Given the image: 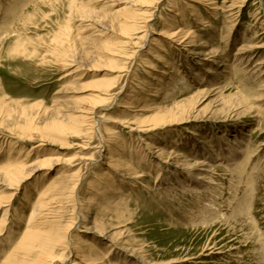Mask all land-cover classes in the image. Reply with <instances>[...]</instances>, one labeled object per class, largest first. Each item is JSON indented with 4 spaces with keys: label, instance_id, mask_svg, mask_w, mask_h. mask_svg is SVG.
Masks as SVG:
<instances>
[{
    "label": "rangeland",
    "instance_id": "rangeland-1",
    "mask_svg": "<svg viewBox=\"0 0 264 264\" xmlns=\"http://www.w3.org/2000/svg\"><path fill=\"white\" fill-rule=\"evenodd\" d=\"M177 1L2 0L0 221L6 210L9 219L0 222V264L18 254L47 187L60 181L70 186L79 175L84 224L106 226L104 235L82 228L74 237L92 240L99 255L111 252L98 264H264V0ZM176 13L178 21L172 20ZM140 20L150 25L145 43ZM186 28L193 33L186 40L165 33ZM65 31L69 37L58 43ZM142 44V59L132 63L129 54ZM130 66L136 75L126 77ZM118 100L135 104L123 110ZM98 101L111 106L97 110L98 117L107 113L108 121H100L104 141L90 125L79 132L76 121ZM235 144L245 153L233 165ZM106 145L124 155L114 166L131 165L132 172L109 169ZM47 158L54 165H45ZM17 162L28 176L18 186L4 173ZM182 162L189 170L175 168ZM201 173L209 180L204 187L191 182ZM66 192L59 204L51 201L42 220L63 227L75 218ZM104 193L113 204L123 198L121 219H109L117 210L104 214L106 223L99 220ZM71 254L67 264L76 258Z\"/></svg>",
    "mask_w": 264,
    "mask_h": 264
},
{
    "label": "bare ground",
    "instance_id": "bare-ground-1",
    "mask_svg": "<svg viewBox=\"0 0 264 264\" xmlns=\"http://www.w3.org/2000/svg\"><path fill=\"white\" fill-rule=\"evenodd\" d=\"M15 1V0H14ZM157 1V0H156ZM174 1V0H173ZM179 1V0H178ZM178 1L176 2L177 4L176 5H178ZM197 2L196 3H202L200 0H196ZM13 2V1H12ZM182 2H184V3H186L187 4V2H186V0H182ZM209 2V1H208ZM216 2V1H215ZM158 3V2H157ZM181 3V2H180ZM170 4V3H169ZM2 5V0H0V7H2L1 6ZM159 5V4H158ZM188 5V4H187ZM193 5V4H192ZM192 5H190V6H192ZM196 5V4H195ZM185 6V5H184ZM194 6V5H193ZM207 6V5H206ZM213 6V5H212ZM215 6V5H214ZM217 6V5H216ZM188 7V6H187ZM190 8V7H189ZM213 9V8H212ZM3 10V9H2ZM180 10V9H179ZM178 10V11H179ZM1 11V10H0ZM184 11V10H183ZM182 11V12H183ZM200 11H201V9H200ZM138 12V11H137ZM137 12H136V14H137ZM145 12V11H144ZM152 12V11H151ZM9 13V12H8ZM145 13H148L147 12V10H146V12ZM181 13V12H180ZM192 13V12H191ZM197 13H199V12H197ZM213 13V12H212ZM135 14V13H134ZM133 15V14H132ZM141 15H143V14H141ZM152 15H155V12L153 11L152 12ZM179 13H176L175 14V16H173V19L172 20H177V17H179ZM190 15V14H189ZM194 15V14H193ZM128 16V15H127ZM139 16V15H138ZM138 16H137V19H138ZM185 16H186V14H185ZM198 16V15H197ZM125 17V16H124ZM142 17V16H141ZM145 17V16H144ZM182 17H184V15L182 16ZM181 17V18H182ZM187 17V16H186ZM194 17V16H193ZM195 17H196V14H195ZM202 17V16H201ZM127 18V17H126ZM125 18V19H126ZM136 18V17H135ZM140 18V17H139ZM199 18H200V16H199ZM143 19H145V18H143ZM184 19V18H183ZM186 19H189V18H186ZM185 19V20H186ZM196 19H197V17H196ZM195 19V20H196ZM128 20H130V18H128ZM181 20V19H180ZM204 20H206L205 18H204ZM203 19H202V21H204ZM122 21V20H121ZM141 21V22H140ZM137 24H139L138 26H137V29H145V32H143V36H142V38H143V40H144V42L143 43H145V41H146V39H148L149 37H148V32L150 31H148L146 28H149L150 27V25L148 24L149 22H148V20H144V21H142V20H140ZM178 21V20H177ZM176 21V22H177ZM4 22V21H3ZM128 22V21H127ZM131 22V21H130ZM132 22H133V20H132ZM135 22H136V20H135ZM172 22V21H171ZM191 22V21H190ZM173 23V22H172ZM175 23V22H174ZM181 23V22H180ZM184 23H186V21L184 22ZM189 23V22H188ZM188 23H186V24H188ZM205 23V22H204ZM208 23V22H207ZM122 24V23H121ZM129 24V23H128ZM133 24H134V22H133ZM137 24H135V26L137 25ZM182 24V23H181ZM210 24V23H209ZM124 25H125V23H124ZM131 25V24H130ZM123 26V25H122ZM126 26V25H125ZM125 26H123V27H125ZM129 26V25H128ZM134 26V25H133ZM189 26V25H188ZM131 27H132V25H131ZM179 27V26H178ZM190 27V26H189ZM208 27V26H207ZM206 27V28H207ZM173 28V27H172ZM187 29V28H186ZM123 30H124V28H123ZM126 30V29H125ZM136 30V29H135ZM174 30V29H173ZM183 32V31H182ZM180 32V31H173V32H165V33H169V35L170 36H173V37H178V36H182L181 38H185V37H190V36H193V33L191 32V29L190 28H188L187 29V31L185 30V32ZM194 32V31H193ZM135 33V32H134ZM130 34V33H129ZM131 34H133V33H131ZM130 34V35H131ZM163 34V33H162ZM166 34V35H167ZM69 32H67V31H65L64 33H62L61 34V37H59V39H58V43H62L63 41H61L62 39H65V37L66 38H68L69 37ZM127 35H128V33H127ZM129 35V36H130ZM63 36V37H62ZM4 37V36H3ZM2 37V38H3ZM257 37V36H256ZM1 38V37H0ZM141 38V37H140ZM196 38V37H195ZM127 40V39H126ZM133 40V39H132ZM185 40H186V38H185ZM190 40V39H189ZM193 40V39H192ZM131 43V42H130ZM191 43V42H190ZM194 43V42H193ZM128 44V43H127ZM204 44V43H203ZM208 45V44H207ZM145 45L144 44H142L140 47H138L137 49H135V50H133L130 54H129V57H131L132 59V63L134 62V60H135V58H137V60L139 59V58H141L142 59V57H140L141 55H139V50L140 49H142V47H144ZM213 48V47H212ZM111 50V49H110ZM214 50V49H213ZM112 51V50H111ZM125 51V50H124ZM208 51V50H207ZM118 52V51H117ZM139 52V53H138ZM213 52V51H212ZM214 52H215V50H214ZM127 53V52H126ZM213 53H211V55H212ZM112 55H113V53H112ZM114 56V55H113ZM117 56V55H116ZM122 56V55H121ZM207 56V55H206ZM127 56H125V58H126ZM124 58V57H123ZM125 58H124V61H125ZM129 59V58H128ZM127 60V59H126ZM174 60V59H173ZM65 61V60H64ZM123 61V62H124ZM65 63V62H64ZM142 63H143V66H145V67H149V68H151L152 69V67H150L149 66V64H146L147 62H145V61H142ZM175 65V64H174ZM228 67H230V66H228ZM65 68H67V67H65ZM69 68V67H68ZM209 68H210V66H209ZM178 69V68H177ZM211 69V68H210ZM125 72H126V77L127 76H130V75H136L135 74V68H133L132 70H131V66L130 67H128L126 70H124ZM209 71V70H208ZM230 71V70H229ZM233 71V70H232ZM179 72V71H178ZM225 72H227V71H225ZM176 73H177V71H176ZM175 75H177V74H175ZM180 74H178V76H179ZM168 78V77H167ZM139 79V78H138ZM159 80H160V78H158ZM134 80L136 81L137 79H135L134 78ZM179 80H180V78H179ZM139 81V83L140 84H144L142 81L143 80H138ZM178 81V80H177ZM139 84V85H140ZM147 84V83H146ZM142 86V85H141ZM160 87H161V85H160V82H159V84H157V86L156 87H154V89H155V93L153 94V98L154 97H156V95H158L157 93L161 90L160 89ZM217 87H215V89H216ZM219 88H221V85H220V87L218 86V88L217 89H219ZM123 89H124V87H122L121 88V90L120 91H118V93L117 94H114V96H113V101H115V100H117V96L120 94V92L122 93V91H123ZM225 89V87H223V90ZM222 91V90H221ZM107 92V91H106ZM216 93H217V91H216ZM222 93V92H221ZM220 93V94H221ZM108 94V93H107ZM131 97H132V95H131ZM135 97V96H134ZM1 99V98H0ZM134 99V98H133ZM223 100V99H222ZM119 101V100H118ZM136 101H137V99H136ZM221 101V100H220ZM225 102H226V100H225ZM94 103V102H93ZM118 104L119 103H121V104H119L120 105V107H121V109H123V110H131V108H133L134 107V102L133 101H127V102H117ZM95 105H93L92 107H91V105H90V109H87L86 111H83V112H81L80 113V116L79 117H77L76 118V121L78 122V123H80L81 124V126H80V128H79V132H81L82 130H84V128H85V124H87V125H90V129L91 130H94L95 131V133H97L98 134V136L101 138V140L102 141H104V138H103V136H102V133H101V130H100V121L102 120V121H108V119H106V115H107V113L106 112H99L100 113V115H99V117H98V115H97V110L100 108H102V109H104V110H106V109H109L110 110V108H109V106H107V104H105V103H103V102H99L98 101V103H94ZM177 106H178V104H177ZM176 106V107H177ZM111 107V106H110ZM156 107V106H155ZM177 110V109H176ZM140 111V110H139ZM161 111V110H160ZM167 111V110H166ZM185 111V110H184ZM131 112H135L134 110L133 111H131ZM169 112V111H168ZM157 113V112H156ZM177 113V112H176ZM178 113H180V112H178ZM177 113V114H178ZM97 115V116H96ZM157 115V114H156ZM160 115H162L161 113H160ZM180 115V114H179ZM182 115V114H181ZM155 116V115H154ZM153 116V117H154ZM142 118V117H141ZM140 118V119H141ZM151 118H152V116H151ZM142 121V120H141ZM140 121V122H141ZM139 122V123H140ZM149 123V125H151L150 123V121L148 122ZM153 123V122H152ZM157 124V123H156ZM169 124V123H168ZM162 126V125H161ZM135 128V127H134ZM92 132V131H91ZM16 135V134H15ZM21 135V134H20ZM94 135V134H93ZM93 135H92V137H93ZM10 136V135H9ZM18 136V135H17ZM26 136H27V134H26ZM28 136H31V137H29V138H32V135H28ZM22 137V136H21ZM20 137V138H21ZM95 137V136H94ZM14 138V137H13ZM25 138H27V137H25ZM24 138V139H25ZM44 138H46V137H44ZM16 139V138H15ZM19 139V138H18ZM24 139H22L23 141H24ZM27 140V139H26ZM228 140V139H227ZM17 141V140H16ZM19 141V140H18ZM28 141V140H27ZM43 141V140H42ZM100 141V140H99ZM13 142V141H12ZM107 142V141H106ZM221 142V141H220ZM18 143V142H17ZM238 143H241V141H239ZM15 143H13V145H14ZM111 144V143H110ZM103 145V144H102ZM241 145L242 144H235V146H237L236 148H235V146L233 145V152H234V156L236 157V161H234V163L233 162H231L233 165L236 163V164H239V163H237L238 161V158L240 157L239 155H242L243 153H245V151H240L239 149H241L242 147H241ZM106 147L109 149H107V151H109L108 153H107V155L105 154V159H107L109 162H108V165H109V169H114L115 171H119L120 169H124V168H126L127 169V171H131V170H133V169H131L132 167H131V165L128 167V165L127 164H119L120 166H118V165H116V166H114V164L115 163H117L118 161H120V158L121 157H123L124 155L122 154V152H120V150H112V149H114V148H111V146H109V145H106ZM85 149V148H84ZM98 149V148H97ZM245 149V148H244ZM101 151H102V149H101ZM166 151V150H165ZM160 153V152H159ZM163 153H165V152H163ZM162 153V154H163ZM104 155V154H103ZM127 155V154H126ZM171 155V154H170ZM19 156V155H18ZM28 156V155H27ZM55 156V155H54ZM158 156V155H157ZM178 156H181V155H177V157ZM29 157V156H28ZM50 157V156H49ZM12 158V157H11ZM18 158V157H17ZM132 158V157H131ZM10 159V158H9ZM22 159V158H21ZM86 159H89V158H86ZM85 159V160H86ZM123 159V158H122ZM54 159H50V158H47V160L46 161H43V163L45 164V165H54L53 164V161ZM57 160V159H56ZM194 160V159H193ZM11 161V160H10ZM40 161V160H39ZM58 161H59V159H58ZM124 161V160H123ZM188 161H190V160H188ZM27 162V161H26ZM126 162H128V161H126ZM15 163V162H14ZM120 163H122V162H120ZM175 163V162H174ZM194 163V162H193ZM198 163H200V164H203L204 165V163H205V160L204 161H202V162H195L194 164H198ZM235 164V165H236ZM21 165V167H19ZM29 165V164H28ZM141 165V164H140ZM208 165V164H207ZM210 165V164H209ZM24 166V165H23ZM26 166V165H25ZM175 166V168H177L179 171H186V170H189V166H190V164H189V162H182V163H177L176 165H174ZM8 167H10L9 169L10 170H6L4 173H6V175H7V180H9V181H11V184H13L14 182H15V184H17V186L20 184V183H22L25 179H27V174H26V176H25V174L23 173V169H22V164H20V163H16V164H9L8 165ZM110 167H112V168H110ZM195 167V166H194ZM193 167V168H194ZM237 167V166H236ZM51 168V167H50ZM191 168H192V166H191ZM199 168V167H198ZM205 168V167H204ZM203 168V169H204ZM36 169V168H35ZM200 169V168H199ZM209 169V168H208ZM208 169H205V170H208ZM37 171V170H36ZM35 172V171H34ZM120 172H121V170H120ZM132 172V171H131ZM122 173H127V174H129V172H122ZM140 173V172H139ZM173 174V173H172ZM106 175H107V173H106ZM174 175V174H173ZM76 176V175H75ZM78 176V175H77ZM111 176V175H110ZM124 176V175H123ZM128 176H130V175H128ZM69 177H71V176H69ZM73 177V176H72ZM131 177H133V179H135V178H138L139 179V177L137 176V173H132L131 174ZM207 176L206 175H204V174H198L197 176H196V178H195V180H192L191 182H193V184L195 185V186H201V187H204V181L205 180H208L207 178H206ZM61 178H63V177H61ZM64 178H66V177H64ZM77 178V177H76ZM67 179V178H66ZM69 179V178H68ZM75 179V178H74ZM100 179H102V178H100ZM6 180V181H7ZM61 180V179H60ZM70 180H71V178H70ZM121 180V179H120ZM178 180L179 179H177V182H178ZM8 181V182H9ZM65 181H67V180H65ZM83 181L84 180H82L81 179V176L79 175V177L77 178V180H75L73 183H72V185H70L69 186V184H70V182L68 183V184H66V183H64V181H60V182H53L51 185H49V187H47V189L45 190V192H43L41 195H40V198H39V201L37 202V205L35 206V209H34V212L32 213V214H30L31 216H30V219H29V222H28V224H27V229H26V231H25V234L23 235V237H22V239L20 240V242H19V245H17V248L16 249H19V252H18V254H13L12 256H10L9 257V259H10V264H67L68 263V259L70 258V256L72 255L71 254V252L73 253V254H75L76 255V258L74 259H71V260H73V262L71 263V264H81V263H87V264H98V262H100V260L101 259H103V258H107V257H109L110 255H111V252L109 253V254H101V255H99V254H97V247H96V245L95 244H93L92 242H90L89 243V241H92V240H88V239H84L83 238V236L81 237L80 235H77V238H75L74 237V234L76 233V232H82V233H88V232H91L93 235H95V237H96V235H104V226H106L105 224H103V223H100L99 225H101L100 226V228L98 229L97 228V230H96V228H92L91 226H87V225H85L84 223H86L87 221H86V216H85V213H84V211H83V209H82V205H81V202H80V200H79V196L77 197L76 195H79L78 194V191L80 190V185L81 184H83ZM100 181V180H99ZM209 181V180H208ZM122 182V181H121ZM125 183V182H124ZM127 183V182H126ZM170 183H172V182H170ZM208 183V182H207ZM99 184V183H98ZM107 184V183H106ZM105 184V185H106ZM96 185H97V183H96ZM10 187H11V185H10ZM9 187V188H10ZM15 187V186H14ZM112 187V186H111ZM187 187V186H186ZM93 188H95V190L96 191H100V190H102V188L99 186V185H97L96 187H94L93 186ZM104 188V187H103ZM45 189V188H44ZM105 189V188H104ZM115 189V188H114ZM113 189V190H114ZM188 189V188H187ZM196 189V188H195ZM197 189H199V188H197ZM208 189V188H207ZM68 190V192L70 193H68L69 195V198H70V202H73V207H74V209H73V214L75 215V218L74 217H72L70 220H69V222H66L67 224L65 225V226H58V225H56V224H54L55 222L54 221H47V220H42V215H43V213H49V210H48V212H47V209L46 208H48V206H50L49 204L51 203V201H54V200H57V202L55 203V204H59V196H61V195H64L65 193H67L66 191ZM93 191V192H96V191ZM115 191H116V189H115ZM114 191V192H115ZM119 191V190H118ZM123 191V190H122ZM193 191V190H192ZM17 192V191H16ZM108 192V191H107ZM113 192V191H112ZM120 192V191H119ZM119 192H118V194H119ZM92 193V192H91ZM101 193H102V191H101ZM117 194V193H116ZM15 194H12V196H14ZM39 195V194H38ZM96 195H97V193H96ZM114 195V194H113ZM104 196V197H103ZM112 195H109V194H106V193H104V194H102V197H103V199H104V201L102 202L103 203V205H102V210H100V216H101V213H102V216L99 218V220L100 221H102V222H104V223H106V221H103L104 220V218L105 217H103L104 216V214L107 216V213H109V211H111V212H114V211H117L118 210V212H116V213H118V214H115L116 216H110V220L112 219V220H114L115 218H117V220L118 219H121L123 216H124V214H123V212H125V211H123L121 208H122V204L124 203L123 202V198H120L119 196V198H120V202L118 203V202H116V203H118V204H113L114 203V200H113V197H111ZM117 196V195H116ZM116 196H115V198H116ZM122 197H123V195H121ZM125 196V195H124ZM11 197V196H10ZM65 197H66V195H65ZM64 197V198H65ZM93 197H95V195H94V193H92V196H90L89 195V197L87 198V204L89 205V206H91L90 204H92L93 203ZM110 197L112 198V200L110 199ZM63 198V199H64ZM114 198V199H115ZM67 200H68V198H66ZM84 200V199H83ZM126 200V199H125ZM124 200V201H125ZM61 201H62V199H61ZM63 202V201H62ZM64 203V202H63ZM62 203V204H63ZM66 203H68V202H66ZM61 204V203H60ZM61 204V205H62ZM69 204V203H68ZM84 204V203H83ZM101 204V203H100ZM99 204V205H100ZM125 204V203H124ZM2 204H0V211H1V209H2V207H4V206H1ZM35 205V204H34ZM65 205V204H64ZM98 205V206H99ZM53 206V205H52ZM57 207H58V205H56ZM85 206H87V205H85ZM7 207V206H6ZM72 207V206H71ZM59 208V207H58ZM64 208V207H63ZM70 208V207H69ZM90 208V207H89ZM60 209H62V207L60 208ZM68 209V208H67ZM66 209V210H67ZM124 209V208H123ZM128 209V208H127ZM53 210H54V208H53ZM59 210V209H58ZM65 210V209H64ZM64 210H62V211H64ZM126 210V209H125ZM8 210H6L5 211V213L3 214V216H2V219H1V223H6L7 222V218L9 219V217L7 216V212ZM10 211V210H9ZM127 211V210H126ZM61 212V211H60ZM65 212V211H64ZM68 212H70V211H68ZM9 214V213H8ZM51 214H54V213H51ZM62 214V213H61ZM69 214V213H68ZM87 214H88V212H87ZM99 214V213H98ZM111 214V213H110ZM112 215V214H111ZM114 215V214H113ZM44 216H45V214H44ZM48 216V215H47ZM60 216V215H59ZM62 216H64V215H62ZM73 216V215H72ZM108 216H109V214H108ZM107 216V217H108ZM49 217H51V216H49ZM61 217V216H60ZM43 218H45V217H43ZM47 218V217H46ZM45 218V219H46ZM63 218V217H62ZM69 218V217H68ZM67 218V219H68ZM96 218H97V215H96ZM53 219V218H52ZM59 219V218H58ZM78 219H80V220H78ZM106 219V218H105ZM108 219V220H109ZM64 220V219H63ZM116 220V221H117ZM56 221V220H55ZM59 221H60V219H59ZM96 221V220H95ZM91 222V221H90ZM112 222V221H111ZM96 223V222H95ZM95 223H94V226H96L97 225V223H96V225H95ZM114 223V222H113ZM111 224V223H110ZM109 224V225H110ZM61 225V224H60ZM64 225V224H63ZM107 225H108V222H107ZM93 226V225H92ZM111 227V226H110ZM114 227V226H113ZM112 227V228H113ZM82 228H84V230H82ZM108 228V227H107ZM116 228V227H115ZM105 230H106V228H105ZM112 230V229H111ZM84 231V232H83ZM108 231H109V229H108ZM107 231V233H109ZM103 232V233H102ZM106 232V231H105ZM116 232H117V230H116ZM115 232V233H116ZM117 234H118V232H117ZM116 234V235H117ZM121 234V233H120ZM108 235V234H107ZM106 235V236H107ZM111 235L113 236V234L111 233ZM105 236V237H106ZM98 237V236H97ZM111 237V236H110ZM109 237V238H110ZM118 237V236H117ZM116 237V238H117ZM114 238H115V236H114ZM119 238V237H118ZM75 239H78V244L76 243L75 244ZM111 240V239H110ZM75 241V242H74ZM114 242V241H113ZM116 242V241H115ZM92 243V244H91ZM90 247L89 249L87 248V247ZM86 249H88V250H86ZM131 254V253H130ZM113 256V255H112ZM17 257H19V259H17ZM115 257V256H114ZM122 257V256H121ZM108 259V258H107ZM125 259V258H124ZM8 260V259H7ZM7 260H6V262H7ZM101 262H102V260H101ZM116 263H118V262H116Z\"/></svg>",
    "mask_w": 264,
    "mask_h": 264
}]
</instances>
